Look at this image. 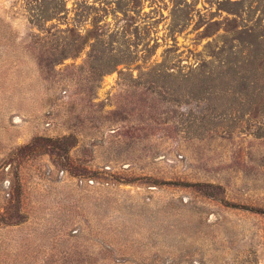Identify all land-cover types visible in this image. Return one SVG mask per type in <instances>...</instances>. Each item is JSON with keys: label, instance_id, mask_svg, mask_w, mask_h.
Wrapping results in <instances>:
<instances>
[{"label": "rangeland", "instance_id": "374dc122", "mask_svg": "<svg viewBox=\"0 0 264 264\" xmlns=\"http://www.w3.org/2000/svg\"><path fill=\"white\" fill-rule=\"evenodd\" d=\"M235 37L264 48V0H0V264H264Z\"/></svg>", "mask_w": 264, "mask_h": 264}, {"label": "trees", "instance_id": "16d2710c", "mask_svg": "<svg viewBox=\"0 0 264 264\" xmlns=\"http://www.w3.org/2000/svg\"><path fill=\"white\" fill-rule=\"evenodd\" d=\"M66 7L63 9V11H66ZM62 11V12H63ZM229 24H233L234 20H228ZM226 31L227 34H231L234 29L233 28H228L226 27L224 29ZM248 33V32H247ZM248 35L250 36V38L255 37L253 39H256L257 36H255L254 34L251 35L250 33H248ZM246 40H244L243 38H237L235 37V41L231 44V47L227 50V49H220L218 48V50L220 51V53H216V58L215 61L213 60V65L215 66V70L213 71V73H217L216 78H226V75H232V76H237L239 78V75L244 71V69L246 68V66L251 69L254 66H258V69H264V48L262 49V44H258V48L256 49H251V52L246 55L243 51V45L244 42ZM251 42V41H250ZM262 49L263 52L260 50ZM228 54V58H226V63L228 64H234V65H229L226 67L225 63L223 60L224 56H226ZM245 56V57H244ZM218 58V59H217ZM219 62V63H218ZM218 63V64H216ZM226 90V89H225ZM226 206H231V204L224 200L222 201ZM258 214H264V210H257L254 211Z\"/></svg>", "mask_w": 264, "mask_h": 264}]
</instances>
